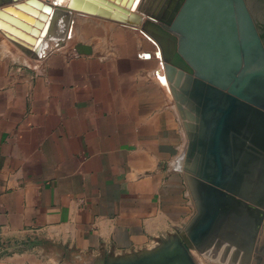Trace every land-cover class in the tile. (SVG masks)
<instances>
[{
  "label": "crops",
  "instance_id": "0c3cea01",
  "mask_svg": "<svg viewBox=\"0 0 264 264\" xmlns=\"http://www.w3.org/2000/svg\"><path fill=\"white\" fill-rule=\"evenodd\" d=\"M87 23L74 38L93 54L70 42L29 65L0 46V264H58L66 249L95 264L155 247L194 213L155 44Z\"/></svg>",
  "mask_w": 264,
  "mask_h": 264
},
{
  "label": "water",
  "instance_id": "95a60500",
  "mask_svg": "<svg viewBox=\"0 0 264 264\" xmlns=\"http://www.w3.org/2000/svg\"><path fill=\"white\" fill-rule=\"evenodd\" d=\"M138 1L123 0L128 9L119 12L110 0L57 7L0 0V25L39 57L47 39L62 45L71 34L70 10L132 21L129 7ZM141 6L149 19L140 31L158 45L188 137L178 163L195 210L155 247L95 264H197L193 249L207 260L252 264L264 224V39L249 1L142 0ZM64 15L69 19L57 33ZM78 51L90 53L92 46L80 43Z\"/></svg>",
  "mask_w": 264,
  "mask_h": 264
},
{
  "label": "bare ground",
  "instance_id": "6f19581e",
  "mask_svg": "<svg viewBox=\"0 0 264 264\" xmlns=\"http://www.w3.org/2000/svg\"><path fill=\"white\" fill-rule=\"evenodd\" d=\"M42 1L51 3V4H53V7H57V5H55V2L57 4H65L67 0H42ZM110 1H112L115 4L114 8L117 11H119V12H123L125 9H128L127 3L123 2V0H118V1L117 0H110ZM141 3H142V0L138 1L135 6L129 7L130 14L134 18V20H132V21L121 20V19H119V18H121L120 15H117L118 18H111V17H108V16H98V15H93V14H90V13H79L77 10H70L69 12L72 14V17L74 18L73 30H72L71 34L65 36L64 44H62V45L58 44L56 42V40H54L53 38L47 39L46 42H45L44 47L42 48V51L39 54V57L43 56L45 53L48 54L50 51H52V48H59V47H64V46L68 45L70 43V41L74 37H76V35L78 33V30H81L83 35H87L88 34V30L87 29H92L94 27V26H91L87 22H90L92 24L93 23H97L98 25L99 24H103L104 26H108L109 25V27L111 26V27H114V28H116L117 26H119V27L123 26V27H128L131 30L137 29L138 31L134 30L135 34L138 37H140L141 40L146 37V38H148L149 40H151L155 44L156 47H155V49L153 51H149V50L143 51L142 54H143V56H145V52L149 51L151 53V57L154 56L155 58H157L162 63L161 68H162V73H163V78H164V81H162V82H163V85L168 89V91L172 93V91L170 89V86H169V80H168V77L166 75V66H165L164 59H163V57L161 55H157V50H158L157 43H155L152 39H150L149 35L142 34L140 32V29L144 28L143 26L145 24V20L149 19V15L141 10V7H142ZM68 19L69 18L66 15H64V16H62V17H60L58 19L57 26H56V32L57 33H60V31L65 28L64 26L66 25ZM80 24H83L84 28H80ZM98 25H96V26H98ZM82 33H81V35H82ZM58 35L60 36V34H58ZM81 38H82V36L77 38L74 41V43H73L74 50L76 51V53H79V51H78L79 44L80 43H86ZM50 43H52V44H50ZM86 44H89V43H86ZM0 46L4 49L5 53L11 55L14 58L15 61H23L21 63L31 64V62L37 61L38 58H39V57H32L31 55H28L19 46V44L15 42V40H13L11 37H9L2 30V26L1 25H0ZM91 46H92V51L90 53H85L84 52V53H79V54L89 55V54L95 53L93 45H91ZM107 47H108V45H107ZM28 60H30V61H28ZM174 99H175V97H174Z\"/></svg>",
  "mask_w": 264,
  "mask_h": 264
},
{
  "label": "rangeland",
  "instance_id": "374dc122",
  "mask_svg": "<svg viewBox=\"0 0 264 264\" xmlns=\"http://www.w3.org/2000/svg\"><path fill=\"white\" fill-rule=\"evenodd\" d=\"M74 39V40H73ZM70 42L73 43L76 38H73ZM54 49V48H53ZM3 52L5 53L4 49H3ZM6 54V53H5ZM9 55V54H8ZM40 59V58H38ZM30 61V60H28ZM18 62H23V61H18ZM28 64V63H27ZM30 65V64H29ZM32 67V66H31ZM163 77V75H162ZM163 81H164V78H163ZM168 90V89H167ZM178 108V107H177ZM178 115H179V119L180 121L182 122V117L179 113V110H178ZM188 143V137H186V141ZM180 155V154H179ZM186 193L188 194L187 196V199H189L192 203H193V206H194V209H195V205H194V201L192 199V196L190 194V191L188 189V186L186 184ZM179 232V231H178ZM126 253H120V254H114L115 257H120V256H125ZM191 255L193 256L195 262L197 264H223L221 263L220 261H217L216 259H209L207 260L205 258V256H203L202 254H200L198 251L196 250H191ZM76 255H73L70 251H68L67 249L65 250V252L63 253V259H61V261H58L59 263L58 264H73V261H74V258H75ZM77 258H80V257H77ZM109 259V257L107 258V260ZM106 260V262H107ZM75 262V261H74ZM76 264H88L90 263L87 259L85 258H80V260L76 261L75 262Z\"/></svg>",
  "mask_w": 264,
  "mask_h": 264
},
{
  "label": "flooded vegetation",
  "instance_id": "af4514ba",
  "mask_svg": "<svg viewBox=\"0 0 264 264\" xmlns=\"http://www.w3.org/2000/svg\"><path fill=\"white\" fill-rule=\"evenodd\" d=\"M257 23L264 27V1L248 0ZM252 264H264V224L259 234Z\"/></svg>",
  "mask_w": 264,
  "mask_h": 264
},
{
  "label": "trees",
  "instance_id": "16d2710c",
  "mask_svg": "<svg viewBox=\"0 0 264 264\" xmlns=\"http://www.w3.org/2000/svg\"><path fill=\"white\" fill-rule=\"evenodd\" d=\"M261 1H264V0H261ZM258 25H259V29L261 31V35H262V37L264 39V27H262L260 24H258Z\"/></svg>",
  "mask_w": 264,
  "mask_h": 264
}]
</instances>
